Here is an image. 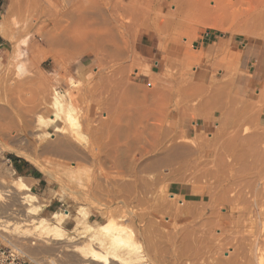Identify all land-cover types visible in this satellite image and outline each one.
Instances as JSON below:
<instances>
[{"label": "rangeland", "instance_id": "374dc122", "mask_svg": "<svg viewBox=\"0 0 264 264\" xmlns=\"http://www.w3.org/2000/svg\"><path fill=\"white\" fill-rule=\"evenodd\" d=\"M121 1L117 4V23V17L120 21L123 15L124 18L128 16H125L128 8L123 13L122 9L125 10L124 6L131 3L129 8L133 11H127L131 14L127 18L130 19L134 13L133 25L127 23L128 26L130 24L128 28L123 25L126 22L122 21L123 26L116 24L113 31L119 30L114 32L117 45L114 44V55L117 57H113L109 54L111 51H87L80 52L83 55L78 53V56H72L68 53L65 40L63 46L60 44L58 48L46 42L52 32L50 21L57 19L65 0H2L0 226L4 227H0V247L7 246L8 242L18 245L32 261L40 264H66L69 260L53 252L52 246L56 242L44 244L28 237L23 226L27 207L21 202L22 195L4 187L17 177H22L12 164L15 157L28 163L39 180L22 177L31 189L30 193L38 198L35 205L42 206L37 217L49 219L54 212L67 211L69 216L64 229L69 235L84 226L81 213L85 212L91 224L108 220L121 223L114 209L116 206L108 199L115 184L114 177L118 176L117 183L122 186L132 185L130 174L140 170L139 175L143 178L141 184L146 182L149 186L152 184L150 187L153 188L154 183H159L157 187L166 189L162 199L172 201L170 203H175L172 208L181 211L180 217L174 216V220L165 217L167 213L164 212L161 214L163 219L160 215L158 220H152L156 223L151 222L153 225L147 222L134 224L129 218L122 221L128 233L138 237L140 244L152 247L150 251L156 264H264V134L260 135V144L254 143V138H251L253 145L244 140L249 147H245V154L243 146L246 145L242 143L240 146V139L236 141L237 147L239 145L237 149L233 145L227 146L232 144L233 133L223 125L227 118V122L233 123L232 120H238L243 115L246 117L243 116L236 123L244 117L252 120L262 117L264 123V0H123V4ZM128 29L130 31L125 34L124 30ZM95 32L90 24L86 25L82 30L85 39L79 44L82 46L85 41L92 43ZM53 33L52 36L55 35ZM61 34L63 38L66 35L64 32ZM132 37H135L134 40ZM125 41L129 46H125ZM119 45L121 48H118ZM54 60L58 62L54 63ZM55 92L63 96L67 109L61 117L68 116L73 122L65 126L63 134L52 132L43 140L36 139L34 131L28 130L32 135L26 132L20 120H24L22 116L28 107L30 109L39 104L40 107L35 105L39 107V110L36 107V115L28 116L26 113L25 117L27 120L33 119V123L43 121V117L48 121L47 117L54 110L50 104ZM247 120L246 124L242 125L243 121L240 123L241 139L264 133L260 131L264 124L256 129L259 121L250 125ZM221 125L225 127L224 132L220 130L224 128ZM218 132L220 135L217 137ZM222 133L228 135L223 137ZM214 138L216 144L218 138L223 142L221 145L218 140L220 149L212 142ZM61 140H64L62 145ZM224 140L229 143L225 145ZM205 141L209 145L213 143L212 148L215 146L218 152H215V148L213 151ZM254 144L258 145L254 148ZM202 145L206 146V151L211 148L207 154L204 147L199 149ZM187 146L197 152L187 150ZM222 146H225L224 153L226 146L231 152L233 147L234 153L243 148L244 160L249 163L258 154L262 155L260 158L263 160L259 158L256 162L260 169L255 167L257 173H253V169L251 172L247 169L250 164L246 161L248 165L244 170L250 172L240 173L237 166L235 170L223 168L214 178H202L201 182L205 184L193 182L209 168L210 171L215 170L211 166L217 162L214 159L219 151L223 152ZM49 147L50 150H47ZM162 147L181 149L179 152L185 148V152H192L193 158L195 156V161L199 160L200 164L192 161L195 158L191 157V153L192 159L184 154L185 159L188 158L184 161L180 152L177 154L179 159L176 156L178 160H175L173 151H170L172 155H166ZM198 150L204 155L202 159L198 157L201 156ZM240 151L236 154H242ZM228 153L229 157L234 155H230L228 150L225 155L228 156ZM68 155L79 160L69 159ZM220 155L226 158L223 153ZM203 159H207L208 164L212 162L211 166ZM229 162L230 159L226 158V164ZM196 164H207L208 169L203 165L204 172L200 173L201 166ZM180 167L183 168L181 171ZM186 168L190 171H186ZM190 172L196 176L192 180ZM200 186L206 191L200 192ZM249 186L252 189L246 188ZM215 187H218L217 191ZM226 188L232 191L228 196L233 200L229 206H221L217 200L222 193L218 195V190L225 191ZM207 192L212 195L209 196ZM215 196L217 199H213V202L216 200L217 205L211 203ZM192 203L199 204L193 206ZM209 203L214 206L205 207ZM137 204L134 203V207L132 204L120 205V210H136L138 213L140 208H146H142L143 205L137 208ZM159 221L163 224L162 228ZM7 223L15 224V230L12 227L6 229ZM144 227L151 232H146ZM183 236L189 238V245L197 252V256L193 253L189 260H180L178 252H175L180 243L173 245L167 242L168 239L180 241ZM70 255L67 253L66 257Z\"/></svg>", "mask_w": 264, "mask_h": 264}, {"label": "bare ground", "instance_id": "6f19581e", "mask_svg": "<svg viewBox=\"0 0 264 264\" xmlns=\"http://www.w3.org/2000/svg\"><path fill=\"white\" fill-rule=\"evenodd\" d=\"M70 1V0H69ZM68 0H67V2H69ZM118 1H119V3H118ZM123 1V0H122ZM122 1H121V3H122ZM128 1V0H127ZM126 1V2H127ZM65 2H66V0H65ZM64 2V7L62 8V9H60L59 11L60 12H56L55 11V14L57 13V19H55L53 22H52V20L50 21L51 22V29L52 30H50V31H52L51 32V36H49L48 38L49 39H46V42L48 43V44H50L51 46H54V47H57L58 48V46H60V44H62L61 45V47L63 46V44L66 42L67 43V46L69 47L68 48V53L70 54V55H72V56H78L79 54H80V52H87V51H90V52H92V53H96V52H98V51H101V52H109V51H111L112 53H109V54H111L113 57L114 56H116V55H114V54H116L115 53V51H114V49H115V46H114V44L116 43V41H115V34H114V32H116L117 30H118V28H117V30L116 31H113V30H115L116 29V24L118 25V24H120L121 22L120 21H122V23L123 22H126V23H123V25L125 24H127V23H129L130 22V24L133 22L132 21V18L134 17V13L132 12V17H130V19H128L129 18V16H131V14L129 15V10L131 9V7L129 8V5H131V3L130 4H126L127 5V7L126 6H124L125 8V10H123L122 9V13H123V11L125 12L126 11V9H127V11L125 12L126 14H125V16L126 15H128V16H126L125 18L126 19H128L127 21L126 20H124L123 21V19H125L124 18V15H123V19L121 18L120 19V21H119V17H117V19H118V23H117V20H116V16H118V5L120 4V0H114V2L115 3H112L113 1L112 0H74V2L73 1H71V2H69L68 4H66ZM129 2H131V1H129ZM128 2V3H129ZM62 3V2H61ZM118 4V5H117ZM123 4V3H122ZM62 5V4H61ZM132 6V5H131ZM123 8V7H122ZM62 10V11H61ZM58 11V10H57ZM131 11H133L132 9L130 10V13H131ZM122 13H121V15H120V17L122 16ZM54 14V15H55ZM128 17V18H127ZM132 21V22H131ZM24 22V21H23ZM122 23H121V25H122ZM29 24V23H28ZM88 24H90V26L92 27V28H94L95 29V34H94V39H93V42L92 43H90V42H88V41H85L84 43H83V45L81 46L80 44H79V42L81 43L84 39H85V37L82 35V30L86 27V25H88ZM130 24H129V26L128 25H126L128 28L130 27ZM122 25V26H123ZM124 25V26H125ZM133 25V23L131 24V26ZM22 27V26H21ZM108 27V28H107ZM118 27V26H117ZM30 28V27H29ZM28 28V29H29ZM105 28V29H104ZM132 28H133V30H134V26L133 27H131V30H132ZM20 29H22V28H20ZM19 29V30H20ZM25 29V28H24ZM119 29L121 30V28L119 27ZM106 31V32H103V31ZM132 30V31H133ZM53 31H54V33H53ZM113 31V32H112ZM119 31V30H118ZM127 31H130V29H128V30H124V32H125V34H126V32ZM132 31L131 32H129V33H132ZM136 31V30H135ZM21 32V31H20ZM25 32V31H24ZM61 32L63 33L64 32V34L66 33V35L64 36V38L63 37H61L62 36V34H61ZM18 33H19V31H18ZM52 33H53V35L54 36H52ZM117 33V32H116ZM122 33V32H121ZM118 34H119V37H120V33L118 32ZM124 34V33H123ZM164 34H165V31H164ZM49 35H50V33H49ZM133 35V34H132ZM135 35H136V33H135ZM163 35V34H162ZM134 36V35H133ZM116 37H118V36H116ZM122 37H124L125 38V36L123 35ZM129 37V36H128ZM133 38V40H134V38L135 37H132ZM63 39V40H62ZM123 39V38H122ZM121 39V40H122ZM65 40V42L63 43V41ZM124 40V39H123ZM122 40V42L124 43V41ZM125 40H127V38H125ZM129 40V39H128ZM62 41V42H61ZM113 42V45H111L112 44V42ZM111 42V43H110ZM107 45H106V44ZM121 43V42H120ZM127 43L128 42H126L125 41V46H129V45H127ZM173 43V42H172ZM110 44V46H108ZM116 45V44H115ZM123 45V46H124ZM117 46V45H116ZM120 47H118V48H121V45H119ZM124 46V47H125ZM177 46H178V44H177ZM176 46V47H177ZM123 47V48H124ZM163 47V46H162ZM64 48H66V46L64 47ZM126 48V47H125ZM129 47H127V49H128ZM117 49V48H116ZM119 50V49H118ZM127 51V50H126ZM116 52H117V50H116ZM120 52H121V50H120ZM67 53V54H68ZM79 53V54H78ZM83 53H81L82 55H83ZM68 54V55H69ZM80 54V55H81ZM59 55V54H58ZM69 55V56H70ZM55 56H56V54H55ZM112 56H110L111 58H113ZM80 57V56H79ZM117 57V56H116ZM115 57V58H116ZM55 58V57H54ZM114 58V59H115ZM114 59H113V61H114ZM118 59V58H117ZM125 59V58H124ZM56 60V59H55ZM54 60V63L55 62H58V61H55ZM115 61H118V60H115ZM110 62H112V59H110ZM114 70V69H113ZM53 99H52V101H51V107H52V109H54L53 110V112H51V114H50V116L49 117H47L48 118V121H46L45 120V118L43 117L42 119H43V121L42 120H38V119H35L36 121L38 120V122L35 124V123H33V119H31V120H27V118L25 117V116H27L26 115V113L28 114V116L30 115H36L35 113H36V109L38 108V110H39V107H40V105L39 104H35V105H39V107H35V105H33L32 106V108L30 107V109H29V107H28V110L26 111V113H25V115L23 114V116H22V118H24V120H20V122H21V124H22V127H24L23 129H27L26 130V132L30 129H32L31 131H34L33 133H35V135H34V137L36 138V139H44V137H48L52 132H54V133H58V134H63V133H65V126L67 125V124H69V125H71L72 124V120L68 117V116H65V117H61V114L62 113H64V112H66L67 111V109L64 107V103H63V100H62V98H63V96H61V94H58L57 92H55L54 94H53ZM260 99V98H259ZM41 100V99H40ZM39 100V101H40ZM41 102H43V101H41ZM45 102V101H44ZM43 102V103H44ZM42 103V104H43ZM248 103H250V102H248ZM253 103H254V101H253ZM257 103H258V101H257ZM45 104H46V102H45ZM45 104H43L44 106L43 107H45ZM256 104V103H255ZM46 106H49V105H47L46 104ZM247 107V106H246ZM248 109H249V107H247ZM258 108V107H257ZM49 109V108H48ZM240 109V108H239ZM47 110V109H46ZM235 110V109H234ZM255 110V109H254ZM49 111V110H48ZM47 111V112H48ZM242 111V110H241ZM244 111V110H243ZM245 111H248V110H245ZM40 111H38V113H39ZM233 112H235V111H233ZM238 112V111H237ZM249 112V111H248ZM253 112V111H252ZM255 112V111H254ZM259 112V111H258ZM50 113V112H49ZM48 113V114H49ZM245 113V112H244ZM235 114H237V113H235ZM234 114V115H235ZM239 114V113H238ZM237 114V115H238ZM254 114H256V112L254 113ZM39 115V114H38ZM41 115V114H40ZM39 115V117H41ZM46 115V114H45ZM231 115V114H230ZM232 116V115H231ZM243 116H245L246 117V115H243ZM243 116H241V117H239L238 118V120H240V118H243ZM248 116V115H247ZM252 116H254L255 117V115H251V117ZM20 117V116H19ZM230 117V116H229ZM233 117V116H232ZM245 117H244V119H245ZM261 117V116H260ZM21 118V119H22ZM32 118V117H31ZM231 118V117H230ZM229 118V119H230ZM257 118V117H256ZM29 119V118H28ZM39 119H41V118H39ZM228 119V118H227ZM227 119L223 122V125L227 128V130L228 129H230V131L233 133V134H231L232 135V137H233V139H231L232 140V144L231 143H229V145H227L228 143L225 141V140H227V139H225L224 140V142H225V145H227L228 147H231L232 145L237 149L238 147H239V145H238V147H237V140L238 139H240L241 140V143L239 142V144H240V146H241V144L242 143H244V144H242V145H246L245 143L247 142H249L250 144H251V142L253 141V139H251V138H254V143H259V141L261 140V137L262 136H260V135H262V134H264V133H261V134H259V133H257L256 135H253V136H251V137H245V138H248V140H246L244 137L241 139V137L239 136L240 134H239V130H240V123L243 121V123H242V125L243 124H246L245 122V120H247L248 122H249V124L250 123H252V122H254V121H259V123L257 124L256 123V129H260V125H263L262 124V117L259 119V120H257V119H255V120H252L251 118V120L249 119V117H247V119H241L242 121L241 122H239V123H236V121L238 122V120L236 119V120H232V121H234L233 123H229V121L227 122ZM232 119H235V117L234 118H232ZM34 124V125H33ZM219 124H222V123H219ZM248 124V123H247ZM24 125V126H23ZM32 125H33V127H32ZM223 125H221L220 127H222ZM251 125V124H250ZM223 126V127H224ZM260 126V127H259ZM225 127L224 128H222V129H220V130H222L223 132H224V129H225ZM255 127V126H254ZM263 127L264 126H262V128L260 129V131L262 130V132L264 131V129H263ZM42 128H43V130H42ZM45 130V131H44ZM227 130H225V131H227ZM241 130H242V128H241ZM221 131V132H222ZM28 132H30V131H28ZM242 132V131H241ZM240 132V133H241ZM42 133V134H41ZM30 134H31V132H30ZM224 133H222V135H223ZM226 134L227 133H225V135H223V137H225L226 136ZM228 134L230 135V132L228 131ZM227 134V135H228ZM32 135V134H31ZM211 135V134H210ZM220 135V132H218V135H217V137ZM176 136V135H175ZM178 136V135H177ZM214 136H216V134L214 135ZM171 137V136H170ZM169 137V138H170ZM173 137H174V135H173ZM223 137H221L222 139H223ZM231 136H229V138H230ZM240 137V138H239ZM8 138H10V137H8ZM33 137H31V139H32ZM35 138H33L34 140H35ZM208 138V137H207ZM216 138V137H215ZM215 138H214V140L212 141V142H214V144H216V140H215ZM220 138V137H219ZM219 138L217 139V144H216V147L218 146L219 147V149L221 148V146L219 145L220 143H218V140H219ZM226 138H228V137H226ZM229 138H228V140H229ZM171 140H172V138H170ZM211 139H213V138H211ZM211 139H210V142H211ZM221 139V140H222ZM250 139H251V141H250ZM263 139V138H262ZM207 140V139H206ZM231 140H230V142H231ZM240 140H238V141H240ZM244 140L246 141V142H244ZM170 140H168L167 142H169ZM174 141V140H173ZM173 141H171V142H173ZM243 141V142H242ZM262 141V140H261ZM56 142V141H55ZM59 142H60V140H59ZM58 142V143H59ZM63 142H64V140H63ZM63 142H62V140H61V145L63 144ZM206 142V141H205ZM219 142H221L220 140H219ZM264 142V141H263ZM49 143V142H48ZM57 143V142H56ZM234 143V144H233ZM205 144H207L209 147L211 146V148H212V145H213V143H211L212 145H209L207 142L205 143ZM204 144V145H205ZM260 144V143H259ZM263 144V143H262ZM60 145V144H59ZM60 145V146H61ZM201 145V144H200ZM221 145H223V142H221ZM231 145V146H230ZM249 145V144H248ZM251 145H253V144H251ZM255 145L256 144H254V148H255ZM258 145V144H257ZM256 145V146H257ZM56 145H54V147H55ZM207 146V147H208ZM226 146V152H227V150H228V152H230V155H231V153H234V149H233V147H232V152H231V150H230V148H228ZM250 146V145H249ZM53 147V146H52ZM51 147V149L52 150H54V149H56V148H52ZM186 147V146H185ZM199 147V146H198ZM203 145L202 146H200V148L199 149H203ZM208 147V148H209ZM216 147L214 146L213 148H212V150L215 148V152H218L217 150H216ZM217 147V148H218ZM225 148V146H222V148ZM245 147H247V149L249 148L247 145L246 146H243V148L245 149ZM253 147V146H252ZM251 147V148H252ZM43 148H45V146L43 147ZM59 148V147H58ZM163 148V147H162ZM169 148H171V149H168V148H163V152H167L166 153V155L168 154V153H170L171 154V150L173 151L172 152V154H174V156H173V158H176L175 160H178L179 159V157H178V153L180 154V152H179V150H181V149H178V148H172V147H169ZM181 148H183V147H181ZM205 148V153L209 150L210 151V149L211 148H209L207 151H206V146L204 147ZM224 148H223V150H221V151H223V152H220L219 151V154L218 153H213V154H215V155H219L220 157H218V155L216 156V160L214 159V156H213V159H214V161H217L216 163H215V165L213 166H211V164H212V162H209L210 164H208V160L207 159H203V160H205V161H207V164L208 165H210L212 168L213 167H215V170H211L210 171V168H209V171H205L204 172V170H203V168H202V166L204 165H197V166H201V168L200 169H202V171L200 170V173H202V172H204V173H202V174H200L201 175V177L199 178V179H197L198 177H196V176H193L192 174H191V172H192V170H193V168L191 169V172H190V179L191 178H194V177H196V180H195V178H194V180H193V182H199L198 184L200 185V183H202L201 182V179L202 178H204V180H205V178H214V176L216 175V173H218L219 172V170L220 169H223V168H228V169H231V170H235V168H236V166H237V171H239L240 173L243 171V172H247L248 170H251V172H252V169L254 170V168L255 167H259V166H256V162H258V159L262 156V155H260V154H258V155H260L259 157H258V155H257V157L255 156L253 159H255V160H253L252 162L250 161V163L248 162V160H246L247 161V163L248 164H250V165H246V161L244 160L245 159V154H246V149H245V154L243 153L244 152V150H243V152H242V149L243 148H241V151L238 149V151H240V153H242V154H236L238 151L236 150V153H234V155H232V156H230L229 157V153H228V156H226L225 155V153H224ZM190 149V151L192 150V152H194L195 150H193V149H191V148H189L188 146H187V150H189ZM218 149V150H219ZM47 150H50V147H49V149L47 148ZM183 152H181L182 154L180 155V157H182L183 156V159H184V161L186 160V159H192L193 158V155L194 154H192V152H188L187 150H186V152H185V148H183ZM251 150V149H250ZM253 150V149H252ZM252 150H251V152H252ZM214 151V150H213ZM254 151V150H253ZM196 152H197V150H196ZM198 152H199V150H198ZM250 151H247V153H249ZM189 153V154H188ZM192 154V156H191V154ZM195 153V152H194ZM220 153L222 154H224V157H226V158H229L230 159V162L228 163V164H226V158H222L221 157V155H220ZM239 153V152H238ZM171 154V155H172ZM184 154H186V156L188 157V158H186L185 159V157L186 156H184ZM189 156H188V155ZM207 154V153H206ZM198 155V154H197ZM199 155H201V156H198L199 158H201L202 159V157H204V155H202V153H200L199 152ZM211 155V153H209V155L208 156H210ZM178 157V159H177V157ZM192 158H191V157ZM207 156V155H206ZM205 156V157H206ZM67 157H69V159H70V157H72L71 155H68ZM172 157V156H171ZM197 157V158H198ZM250 157V156H249ZM264 156H262V158H263ZM74 158H75V160H76V157L74 156ZM73 157H72V159H74ZM195 158V159H194ZM194 160H192V161H194V162H196L197 163V161H198V163H199V160H197V161H195L196 160V157L194 156ZM198 158V159H199ZM217 158L218 159H220V160H217ZM221 158H222V160L223 159H225L224 161H222L221 160ZM250 158H252V157H250ZM257 158V159H256ZM262 158H260L261 160H263ZM180 159H182V158H180ZM200 159V160H201ZM212 159V160H213ZM246 159H249V158H247L246 157ZM79 160V159H78ZM78 160H76V161H78ZM162 160H160V162H161ZM180 161V160H179ZM204 161V162H205ZM210 161H211V159H210ZM181 162H182V160H181ZM203 162V163H204ZM245 162V163H244ZM213 163V164H214ZM245 165H244V164ZM195 164V163H194ZM200 164V163H199ZM207 164H205L204 165V168H206V169H208L207 168ZM240 164V165H239ZM241 164L243 165V166H245L244 168H243V166H241ZM207 165V166H206ZM238 165H239V167H238ZM193 166V165H192ZM191 166V167H192ZM206 166V167H205ZM246 166H247V171L246 170H244L245 168H246ZM186 167V166H185ZM191 167H187V168H191ZM186 168V169H187ZM249 168H251V169H249ZM257 168H255V170L257 169ZM147 169V168H146ZM183 168H181L180 167V171L182 170ZM240 169V170H239ZM259 169H260V167H259ZM258 169V170H259ZM254 170V172L253 173H257V171H255ZM140 170H135L134 172H132L131 174H130V178L132 179V185L131 184H128V185H125V186H122V185H120L119 183H117V182H119V180H118V176H116V177H114V180H115V184H114V187H113V190H112V192L110 191V195H109V197H108V199L110 200V202L112 201V203L114 204V206H116V208H114L116 211H117V213H118V218L117 219H121L120 221H121V223L120 222H115V221H110V220H108V221H106L105 223H100V224H91L90 222H88V220H87V214H86V212H85V214L84 213H81L82 214V217H83V219H84V221H85V224H84V226L82 227V228H80L78 231H76V232H74V233H70V235L69 234H67L66 232H65V229H64V224H65V222H66V219L68 218V212L67 211H62V212H60V213H58V212H54L52 215H51V217L49 218V219H46V218H42V217H37V216H39V212H41L42 211V206H38V205H35V204H38V198L35 196V195H32L31 193H30V191H31V189L29 188V186L27 185V183H25V181H24V179L22 178V177H17L16 178V180H13V181H11V183L10 184H7V186H4V187H7L8 189H9V191H11L12 190V192L13 191H15V192H18V193H20L21 195H22V197H21V202L23 203V205H26V207H27V209L24 211V217H25V220H24V222H23V226H24V228H25V231H26V233H27V235H28V237H32V238H34V239H36L37 241H41L42 243H44V244H48L49 242H56V244H54L53 243V246H52V250H53V252L54 253H57L60 257L62 256V257H65V258H68L69 260L68 261H66L67 263L66 264H156V262H155V258L153 257V255H152V253H151V249H152V247L151 248H148V247H150V246H148L147 247V245L146 246H143L142 244H140L139 242H138V237H136L135 235H133V233H128V231L126 230V227L127 226H125L124 224H123V219H126V218H129L130 219V221L132 222V223H143V222H147V223H154V221H152V220H154V219H157L158 220V218H160L162 215H163V213L165 212V214L167 213V215H169V216H165V217H170V218H172L173 220H174V216H175V218H178V217H180V210L178 209V208H176L175 206V208H176V210L174 211L173 209H175V208H172V206H173V204L175 205V203H170V202H172V201H167L166 199H162L163 197H162V194L164 193V194H166V189H164V188H162V187H157V186H159L160 184L159 183H154V187L153 188H151L152 187V184L149 186V184H147L146 182L145 183H143V184H141L142 183V181H143V178H141V175H139L140 174V172H139ZM186 171H190V169L188 170H186ZM261 171V170H260ZM176 172V171H175ZM179 171H177V173H178ZM248 172H250V171H248ZM199 175V176H200ZM193 176V177H192ZM73 177V176H72ZM106 178V177H105ZM107 178H109V177H107ZM184 178V180H185V177H183ZM1 179V178H0ZM160 179H162V177L160 178ZM160 179H159V181L158 182H160ZM187 179V178H186ZM158 180V179H157ZM182 180V179H181ZM183 180V181H184ZM189 180V179H188ZM192 180V179H191ZM199 180V181H198ZM207 180V179H206ZM10 182V181H9ZM8 182V183H9ZM206 183L208 182V181H205ZM0 183H1V180H0ZM140 184V185H139ZM194 184V183H193ZM197 184V183H196ZM202 184H205V183H202ZM201 184V185H202ZM203 186V185H202ZM3 187V188H4ZM96 187H98V186H96ZM133 187V188H132ZM150 187V188H149ZM157 187V188H156ZM205 187V186H204ZM206 187H208L207 186V184H206ZM200 188H201V191L200 192H202V191H204V190H202V187L200 186ZM216 188V189H215ZM215 188H213V190L215 189L216 191H217V188L218 187H215ZM246 188H251L252 189V186H249V187H246ZM206 191V190H205ZM204 191V192H205ZM203 192V193H204ZM218 192H220V193H218V195L219 194H221V196L218 198V202L220 203V205L221 206H229L230 204H231V202H232V200H233V198H230L228 195L232 192L231 190H230V188H226L225 189V191H219L218 190ZM7 193H9V192H7ZM208 194H209V192H207ZM1 194V193H0ZM202 194V193H201ZM211 194V193H210ZM209 194V196H211ZM214 194L216 195L217 194V192H214ZM217 195V196H218ZM149 196V197H148ZM151 196H153V197H151ZM201 196V195H200ZM217 196H215L214 198H212V201H211V203H213V204H219V203H216V200H214V202H213V199H217ZM210 198V197H209ZM176 199H178V197L176 198ZM176 199L174 200V201H176ZM181 201V200H180ZM209 201H210V199H209ZM134 203H138L137 204V208H138V206L140 207V206H142V208L144 207V206H146V208L144 207V209H141L140 208V211L137 213L136 212V210L135 211H131V210H128L127 212L126 211H121L120 209H122V207H124V206H129V205H131L132 204V206L134 207V206H136V205H134ZM182 203H183V201H182ZM201 203V202H200ZM187 204H188V202H187ZM194 204H196V205H198L197 203H194ZM194 204L192 203L191 205H193L194 206ZM207 204V203H206ZM212 204V206H214ZM122 207H121V206ZM189 205H190V203H189ZM177 207H178V205H176ZM205 206V205H204ZM212 207V206H210V203L208 204V205H206L205 207ZM112 207V206H111ZM215 207H217V206H215ZM134 209H136V208H134ZM178 209V210H177ZM174 211V212H172V211ZM213 210V208H211V211ZM119 211V212H118ZM215 211H217V210H215ZM116 213V212H115ZM171 213H173L174 215H172ZM213 213H214V210H213ZM212 213V214H213ZM162 214V215H161ZM215 214V213H214ZM161 215V216H160ZM179 215V216H178ZM162 219H163V216H162ZM162 219H159V220H161V221H163ZM171 220V219H170ZM173 220H171V221H173ZM1 221V220H0ZM127 221H129L128 219H127ZM131 223V226L133 225ZM151 223V224H152ZM159 223H160V226L159 225H155L154 227H156V226H159L160 228H162V222H160L159 221ZM8 224V223H7ZM136 224V225H137ZM145 225H146V223H144ZM154 224H156V223H154ZM14 225L15 224H11V225H9L8 224V226H6L5 228L7 229L8 227H12V230H15V228H13L14 227ZM140 225V224H139ZM153 225V224H152ZM147 226H148V224H147ZM146 226V227H147ZM1 227V226H0ZM4 226H2L1 228H3ZM4 228V229H5ZM145 228V227H144ZM149 229H150V227H148ZM147 228V229H148ZM152 228V227H151ZM136 229V228H135ZM143 230V229H142ZM145 231H146V228L144 229ZM143 230V231H144ZM147 231H149V232H151V230H147ZM146 231V232H147ZM159 231V230H158ZM148 232V233H149ZM153 233V232H152ZM155 233V232H154ZM146 234V233H145ZM151 234V233H150ZM157 234V233H156ZM148 235V234H147ZM149 236V235H148ZM155 236V235H154ZM151 236H149V238H150ZM153 237V236H152ZM144 238H145V236H144ZM157 238V237H156ZM155 238V239H156ZM159 238H161V237H159ZM147 239V238H146ZM152 239V238H151ZM152 240H154V239H152ZM158 240V239H157ZM6 241H8V240H6ZM147 241H149L150 242V239H147ZM159 241V240H158ZM149 242H147V243H149ZM160 242V241H159ZM167 242H171L173 245H175L177 242L178 243H180L178 246H176V250H175V252H178L177 254H179V259L181 260H189L188 259V257L189 256H191V254H197V252H195V248L194 247H192L191 245H189V244H191L190 242H189V238L187 237V236H183L181 239H180V241H175V240H171V239H168V241ZM9 243V242H8ZM7 243V244H8ZM9 244H12V243H9ZM150 244V243H149ZM148 244V245H149ZM16 246H18V245H16ZM154 246V245H153ZM23 247V246H22ZM155 247V246H154ZM162 247V246H161ZM24 248V247H23ZM154 249V248H153ZM153 251V250H152ZM172 251H174V250H172ZM154 252H156V250L154 251ZM71 254L69 257H66V254ZM155 254V253H154ZM195 254V255H196ZM201 254V253H200ZM152 255V256H151ZM155 256V255H154ZM159 256V255H158ZM197 256V255H196ZM202 256H203V254H202ZM199 257V256H198ZM190 258V257H189ZM200 258V257H199ZM64 259V258H63ZM191 259V258H190ZM156 260H157V258H156ZM160 262V261H159ZM158 262V263H159Z\"/></svg>", "mask_w": 264, "mask_h": 264}, {"label": "built area", "instance_id": "2783aa9c", "mask_svg": "<svg viewBox=\"0 0 264 264\" xmlns=\"http://www.w3.org/2000/svg\"><path fill=\"white\" fill-rule=\"evenodd\" d=\"M0 264H40V263L32 261L22 248L15 246L14 244L8 243L7 246L0 247Z\"/></svg>", "mask_w": 264, "mask_h": 264}, {"label": "crops", "instance_id": "0c3cea01", "mask_svg": "<svg viewBox=\"0 0 264 264\" xmlns=\"http://www.w3.org/2000/svg\"><path fill=\"white\" fill-rule=\"evenodd\" d=\"M2 8H3V2H2V0H0V13H1ZM2 42H3V39L0 36V48L3 46ZM12 164H13L15 170L22 177L27 178V179H30V180H34V181H39L36 178V172L30 167L29 164L26 165L22 161H15V162H12Z\"/></svg>", "mask_w": 264, "mask_h": 264}, {"label": "trees", "instance_id": "16d2710c", "mask_svg": "<svg viewBox=\"0 0 264 264\" xmlns=\"http://www.w3.org/2000/svg\"><path fill=\"white\" fill-rule=\"evenodd\" d=\"M15 161H22V160H21V159H18V158H15V157H13V158H12V162H15ZM22 162H24V164L28 165V163H26L25 161H22Z\"/></svg>", "mask_w": 264, "mask_h": 264}]
</instances>
